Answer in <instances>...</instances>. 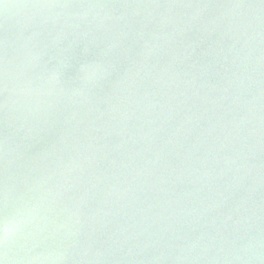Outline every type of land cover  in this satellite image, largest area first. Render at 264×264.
Returning a JSON list of instances; mask_svg holds the SVG:
<instances>
[{"label": "water", "instance_id": "obj_1", "mask_svg": "<svg viewBox=\"0 0 264 264\" xmlns=\"http://www.w3.org/2000/svg\"><path fill=\"white\" fill-rule=\"evenodd\" d=\"M0 264H264V0H0Z\"/></svg>", "mask_w": 264, "mask_h": 264}, {"label": "clouds", "instance_id": "obj_2", "mask_svg": "<svg viewBox=\"0 0 264 264\" xmlns=\"http://www.w3.org/2000/svg\"><path fill=\"white\" fill-rule=\"evenodd\" d=\"M15 231V227L12 223H5L4 225V232L6 235V238L9 240L10 235Z\"/></svg>", "mask_w": 264, "mask_h": 264}]
</instances>
